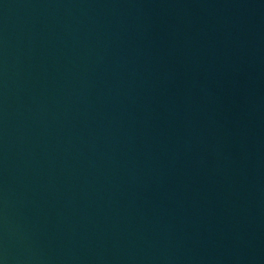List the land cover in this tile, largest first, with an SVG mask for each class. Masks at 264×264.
Instances as JSON below:
<instances>
[{
  "label": "water",
  "instance_id": "water-1",
  "mask_svg": "<svg viewBox=\"0 0 264 264\" xmlns=\"http://www.w3.org/2000/svg\"><path fill=\"white\" fill-rule=\"evenodd\" d=\"M0 264H264V0H0Z\"/></svg>",
  "mask_w": 264,
  "mask_h": 264
}]
</instances>
